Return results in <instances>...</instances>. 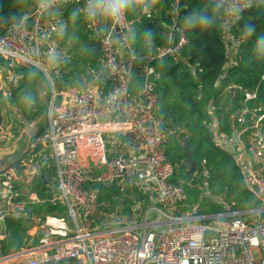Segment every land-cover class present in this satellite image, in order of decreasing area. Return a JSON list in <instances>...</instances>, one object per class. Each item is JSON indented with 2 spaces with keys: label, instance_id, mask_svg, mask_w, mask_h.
<instances>
[{
  "label": "built area",
  "instance_id": "1",
  "mask_svg": "<svg viewBox=\"0 0 264 264\" xmlns=\"http://www.w3.org/2000/svg\"><path fill=\"white\" fill-rule=\"evenodd\" d=\"M181 1L175 0L166 25L153 7L149 15L136 12L105 28L83 15L68 19L86 0H63L54 14H40L31 0L22 10L27 16L23 27L0 30V57L14 66L48 68V53L61 55L59 67L47 78L52 95L46 129L35 128L18 160L0 169V264H264V104L257 102V87L227 84L224 91L237 106L226 129L212 105L203 125L258 206L231 212L221 198L224 212L205 214L199 205L188 207L186 191L170 182L175 167L166 146L171 135L180 139L184 132L161 128L154 63L182 60L188 39L174 16ZM252 6L264 7V0H252ZM153 20L163 42L136 53L130 33ZM239 20L221 18L225 60L215 88L237 66ZM61 25L63 35L58 34ZM71 32L76 39L81 34L99 54L98 73L86 67L85 73L70 74L81 66L67 42ZM133 73L140 81L135 94L130 92ZM193 175L202 180V195L212 197L209 171ZM100 185L136 190L137 197L125 196L131 200L129 212L108 211L109 204L98 198ZM46 203L57 204L61 212H32ZM7 219L30 221L17 251L3 252ZM213 219L227 221V227L206 223Z\"/></svg>",
  "mask_w": 264,
  "mask_h": 264
},
{
  "label": "trees",
  "instance_id": "2",
  "mask_svg": "<svg viewBox=\"0 0 264 264\" xmlns=\"http://www.w3.org/2000/svg\"><path fill=\"white\" fill-rule=\"evenodd\" d=\"M31 0H0V30L11 26L10 17L13 13L22 14V10ZM175 0H159L155 8L159 9V17L164 20L165 25L170 22L172 17V5ZM201 0H183L179 3L177 13L179 23L183 26V18L188 13L198 8ZM70 20V14H67ZM8 21L5 23V21ZM156 21H145L136 31V40L134 41V50L136 53L144 52L145 47L141 40L142 33L145 29H150L154 33L155 43H161V29L156 26ZM256 26V35L248 41H241L239 52L237 54V66L228 72V77L219 88L214 85L222 73L223 63L225 60L224 47L220 38L219 26L210 29L195 28L185 30L188 44L182 51V60L173 63L169 59L154 63L155 71L159 78L154 82L155 91L158 95L159 109L156 112L157 118L161 122V128L164 131L178 133L182 129L183 134L180 136L189 139V146L194 150L192 155L196 162V175L200 174L203 168H206L210 176L208 178V188L211 195L220 196L228 203L229 209L233 211H242L258 206L256 200L244 189L241 178L230 157L223 151L218 150L211 143L210 137L204 127V122L208 120V106L212 105L219 116L223 114L221 106V94L224 92L227 84H243L248 88H258V103L264 104V59H257L253 54V43L260 34H264V7L252 6L247 8L240 17L235 26V35L240 38V33L245 24ZM184 28V27H183ZM80 34V33H79ZM81 68L73 69L70 74L85 73L88 67L94 73H98L99 54L94 51L83 36H81ZM0 69H2L4 78L7 80V71L13 73L16 80L17 74L23 69L17 68L9 61L0 57ZM193 71V73H191ZM61 78L66 83L72 84L70 76L61 73ZM104 75L99 76V82L103 81ZM15 92L10 94L8 90L11 108H16L19 115H24L28 109L26 104H17L18 95L17 87ZM174 89V90H172ZM175 92L171 101H164L171 93ZM2 88L0 85V123L2 122ZM164 101V103H162ZM30 109V108H29ZM38 106L32 112L33 116ZM11 112V111H10ZM222 125H227L228 118L225 114ZM226 127V126H225ZM226 129V128H225ZM179 139V140H180ZM169 153V154H168ZM166 156L175 167V172L170 182L176 186L181 185L188 195V199H198L202 195V190L198 185L202 180L195 178L194 175H186L182 168L184 153L181 144L174 135L168 139ZM41 183L38 182L37 186ZM99 200H105L111 210L121 208V213H128L131 207L130 196L137 197L136 190L120 189L112 186H98ZM232 196V197H231ZM187 199V200H188ZM245 204V207H242ZM57 204H43L33 208L32 212L36 215L52 214L61 212ZM200 208V207H199ZM219 214V213H218ZM30 225L29 219L13 220L7 219L4 222L6 231L9 234L3 252L17 251L22 247L23 235Z\"/></svg>",
  "mask_w": 264,
  "mask_h": 264
},
{
  "label": "clouds",
  "instance_id": "3",
  "mask_svg": "<svg viewBox=\"0 0 264 264\" xmlns=\"http://www.w3.org/2000/svg\"><path fill=\"white\" fill-rule=\"evenodd\" d=\"M63 0H35L36 8L40 14H54L53 10H58ZM159 0H86L83 8L74 9L70 14V19L74 22L78 17H83L92 23L101 22L102 27L120 23L130 14L140 12L149 15L150 9L155 7ZM252 0H201L198 8L185 15L183 27L185 30L195 28L210 29L222 26L221 18L229 17L239 20L241 13L249 6ZM13 28L19 29L26 23L27 16L24 14L13 13L9 18ZM8 21L6 20L5 23ZM64 25L58 29V34L63 35ZM56 30V29H54ZM256 35V26L245 24L240 33V38L244 41L250 40ZM129 39L136 40V33L132 31ZM141 40L147 51H151L154 46L155 36L152 30L145 29ZM253 54L257 59H264V34H260L253 43ZM61 61L60 53L52 50L48 53V68H41L38 63H33V68L43 71L45 76L50 79L51 70L59 67ZM31 62V61H29ZM36 72L30 71L29 76L35 77ZM115 95L113 96V99ZM26 106L31 107L35 104V97L31 94L24 97ZM111 102V101H110Z\"/></svg>",
  "mask_w": 264,
  "mask_h": 264
},
{
  "label": "rangeland",
  "instance_id": "4",
  "mask_svg": "<svg viewBox=\"0 0 264 264\" xmlns=\"http://www.w3.org/2000/svg\"><path fill=\"white\" fill-rule=\"evenodd\" d=\"M80 39H76L74 37L73 32L68 33V35H67V42H69L70 47H71V45H73L75 53H76V50L80 51L82 49L81 48L82 47V41ZM75 56L77 57V54H75ZM15 66L17 68L23 69L21 72L18 73V75L16 77V81H14V83H15L14 86L17 87V95H18L17 104L18 103L24 104L25 103L24 97L26 95L31 94L33 97H35V104L31 107H28L26 113L23 115V121L25 123H27L31 128H35L34 125L39 124V122L37 121L35 124H32V126L30 123L33 121H36V120L42 121L43 117L45 116L43 114H45V110L48 109V106L50 105V102H51V98L49 95L50 90H49V86L47 83L48 80H47L45 74L40 72L38 69H35L33 67H21L20 65H15ZM78 66H79V64H78ZM30 71L36 72L37 75L35 77H30L29 76ZM6 73H7V80L1 81L4 78V75H3L2 69H0V85H1V87H3V85L7 81H10V79L12 78V77H10L11 71H7ZM172 90H174V89H172ZM14 92H15V89H14ZM174 94H175V92H173L172 94L170 93L165 98L164 101H171ZM39 96L41 98H39ZM2 97H3L2 105L5 106V108L7 109V112H8L7 125H6V129H5L4 138L9 139V142H5V145H6L5 149L7 150L6 152H13V150H11V148L14 146V141L21 138V140H23V145L25 147L27 145L30 133L33 131V129L29 130L28 134H26L24 123L22 120H20L22 117L17 116L15 114L16 111H18V110L16 108L15 109L12 108V111L10 112L11 105H10V101H9L8 89L6 86L2 89ZM164 101L162 103H164ZM36 106H40V107H42V109L41 110L37 109L34 113V116H33L32 112L34 111V108ZM159 107L160 106H158L157 109H159ZM40 129H46V127H42ZM219 199H221L220 196L216 197V196L212 195V197H207L206 195H199V197L196 201L194 199L189 198L187 200L186 204L188 207H192L194 205H199L200 209L205 214H218V213H223L225 210V207L219 203ZM227 205H228V203H227ZM242 207H245V204H242ZM108 211L113 212V211H115V209L111 210L109 207ZM206 223L215 224L219 228L227 227L226 226L227 221L218 220V219L207 220Z\"/></svg>",
  "mask_w": 264,
  "mask_h": 264
},
{
  "label": "crops",
  "instance_id": "5",
  "mask_svg": "<svg viewBox=\"0 0 264 264\" xmlns=\"http://www.w3.org/2000/svg\"><path fill=\"white\" fill-rule=\"evenodd\" d=\"M75 54H77V57H76V59H79V61H81L80 60V57H81V50L80 51H78V50H76V53ZM80 66V65H79ZM80 68H81V66H80ZM18 75V74H17ZM10 77H12L11 79H10V81H7L4 85H3V87H1L2 89L6 86L7 87V89L8 90H10V86L11 85H13V87L15 88L16 86H14V81H16L15 79H14V77H13V73L11 72V75H10ZM47 78V77H46ZM48 80V79H47ZM47 83H48V86H49V90H50V98H51V95H52V89H51V86H50V84H49V81H47ZM76 84V83H75ZM59 89H61L60 87H58ZM70 90V89H67V88H64V90ZM139 89H140V81H139V79H137L136 78V75H135V73H133V75H132V78H131V83H130V92L131 93H133V94H135L136 92H138L139 91ZM39 98H41L40 96H39ZM220 103H221V106L223 107V114H221V117H222V120L224 119L223 117H224V115L226 114L227 115V118H229V114H230V112L232 111V110H234L235 108H236V106H237V102L234 100V99H232L231 98V96H230V94L228 93V92H226V91H224V92H222V94H221V99H220ZM49 107H50V105L48 106V109H46L45 110V114H43V115H45L44 117H43V119H42V121H40V120H36V121H33V122H31L30 124H31V126H32V124H35L37 121L39 122V124H36V125H34V127L36 128V129H40V128H42V127H47V125H48V114H49ZM13 108V107H12ZM12 108H10V111H12ZM38 108H40L39 110H41L42 109V107H40V106H38ZM13 109H15V108H13ZM1 114H2V122L0 123V152L1 153H8V152H6L7 150L5 149V142H6V140L7 139H5L4 138V135H5V129H6V125H7V116H8V112H7V109L5 108V106H3L2 107V111H1ZM16 115H17V113H15ZM17 116H20V117H22L23 118V115H17ZM229 120V119H228ZM224 127H225V125H224ZM226 128V127H225ZM224 128V129H225ZM176 140H178L179 142H180V144H181V147H182V141H181V139L179 140V139H176ZM183 140V139H182ZM19 141H21V138L20 139H17L16 141H14V146L11 148V150H15L16 148H17V144H18V142ZM26 147V146H25ZM24 147V148H25ZM166 150H167V146H166ZM23 153V152H22ZM20 156H18V158H19ZM18 160V159H17ZM16 160V161H17ZM15 161V162H16ZM15 162H13V163H15Z\"/></svg>",
  "mask_w": 264,
  "mask_h": 264
},
{
  "label": "water",
  "instance_id": "6",
  "mask_svg": "<svg viewBox=\"0 0 264 264\" xmlns=\"http://www.w3.org/2000/svg\"><path fill=\"white\" fill-rule=\"evenodd\" d=\"M14 93V87L13 85L10 86V94ZM17 115H19V111H16ZM20 120L23 121V118ZM24 123L25 127V133L28 134L29 130L33 129V131L30 133V136L34 133L35 128H31L27 123ZM24 151V145L23 140L19 141L17 144V148L13 152L8 153H1L0 152V169L5 168L9 166L10 164H13L18 159V156L22 154ZM182 151L184 153V160L182 164V168L185 170L186 175H193L196 172V162L193 160V153L194 150L190 148L189 146V139L187 137L183 138L182 140ZM46 182L49 181L48 178L44 179Z\"/></svg>",
  "mask_w": 264,
  "mask_h": 264
}]
</instances>
